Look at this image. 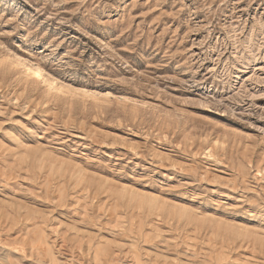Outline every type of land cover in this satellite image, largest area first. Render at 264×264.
<instances>
[{"label":"rangeland","instance_id":"obj_1","mask_svg":"<svg viewBox=\"0 0 264 264\" xmlns=\"http://www.w3.org/2000/svg\"><path fill=\"white\" fill-rule=\"evenodd\" d=\"M0 264H264V0H0Z\"/></svg>","mask_w":264,"mask_h":264},{"label":"bare ground","instance_id":"obj_2","mask_svg":"<svg viewBox=\"0 0 264 264\" xmlns=\"http://www.w3.org/2000/svg\"><path fill=\"white\" fill-rule=\"evenodd\" d=\"M28 71L33 74L35 77H38L40 79H42L45 83L48 82V80L43 76V73H42V69L41 68H32V67H29L28 68Z\"/></svg>","mask_w":264,"mask_h":264}]
</instances>
